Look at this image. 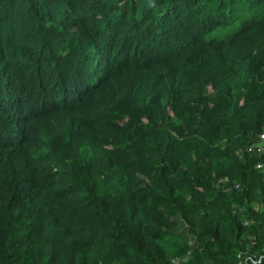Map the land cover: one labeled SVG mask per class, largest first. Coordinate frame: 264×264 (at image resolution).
I'll use <instances>...</instances> for the list:
<instances>
[{
	"label": "trees",
	"instance_id": "16d2710c",
	"mask_svg": "<svg viewBox=\"0 0 264 264\" xmlns=\"http://www.w3.org/2000/svg\"><path fill=\"white\" fill-rule=\"evenodd\" d=\"M9 1L32 16L30 33L44 42L33 47L30 36L17 40L16 34L2 30L10 26L12 31L17 18H0V264H53L46 233L65 229L75 248L67 264H173L186 253V264H264V212L250 207L256 200L264 204V183L259 186L253 175L255 158L233 168L241 185L234 190L241 194L223 197L210 186L196 157L187 163L180 158L175 139L153 142L152 151L159 158L153 169L157 189L181 212L198 242L192 250L173 234H146L138 202L122 183H116L117 168L107 154L105 177L79 178L68 168L43 170L51 144L36 125L61 112L67 114L69 124L77 122L82 103L121 70L142 72L159 65L203 69L264 22V0ZM49 34L59 37V47L78 38L85 48L58 53L54 44L46 42ZM219 74L233 106L242 95L264 104V79L244 61L222 56ZM233 120L223 118L227 126ZM248 121L254 133L262 131L264 110L257 108ZM33 124L36 134H31ZM245 127L241 122V138L234 140L231 135L228 147L212 156L214 171L220 159L234 158L236 148L247 147L254 139ZM130 135L139 138L135 130ZM130 148L133 151L134 145ZM214 150L210 147L206 153ZM91 154L90 159L96 158L95 152ZM180 176L202 188L221 215L207 211L190 216L175 204L169 180ZM227 199L235 207L226 209ZM81 205L89 209V216L73 219L69 211ZM245 215L257 217L260 224L245 228ZM249 232L254 234L251 245ZM118 252L129 255V261H122Z\"/></svg>",
	"mask_w": 264,
	"mask_h": 264
},
{
	"label": "rangeland",
	"instance_id": "374dc122",
	"mask_svg": "<svg viewBox=\"0 0 264 264\" xmlns=\"http://www.w3.org/2000/svg\"><path fill=\"white\" fill-rule=\"evenodd\" d=\"M14 17L17 18L16 27L11 31L12 27L2 26V30L5 28L6 32L16 34L17 40H21L22 36L23 39L30 36L33 47H41L44 41L34 31L30 33V28H34L32 16L20 4L0 0V18L12 20ZM19 28H22L21 31ZM46 38L48 45L54 44L58 53L64 48L79 51L85 48L84 41L78 38L68 41L70 44L63 43V48L58 46L61 43L59 37L49 34ZM222 56L244 61L246 67L264 79V22L201 70L186 65H159L142 72L121 70L113 75L107 85L82 103L77 122L69 124L67 114L62 112L38 120L36 125H39L51 144L49 154L43 159L42 169L55 171L68 168L75 171L79 178L105 177L106 165H109L107 154L117 168L114 176L116 183H122L138 202L146 234L149 237L155 232L173 234L182 238L190 249H197L198 242L188 230L181 212L165 192L157 189L159 183L153 169L159 158L152 148L155 140L163 143L167 137L175 139L180 158L187 163L196 157L215 192L223 197L233 192L235 196L241 194V191L234 190V186L241 185L235 180L233 168L237 164L254 162L243 153L246 144L235 149L234 158L220 159L217 171L212 169L211 159L217 151L228 147L231 135L234 140L241 138V122L245 123L249 138H256L261 131L254 133L248 119L257 108L264 110V104L259 98L249 102V97L245 95L240 97L236 106L230 103L219 74ZM243 114H246L244 118ZM228 116L234 120L227 126L223 118ZM30 130L31 134H36L37 128L33 124ZM132 130L139 135L138 141L131 137ZM130 145H134L133 151ZM210 147L216 149L211 155L206 153ZM92 151L97 156L90 159ZM87 155L89 159L84 161ZM248 172H251L250 169ZM263 172L253 173L259 186L264 183ZM168 189L175 204L182 207L187 215L207 211L221 215L205 191L185 176L170 179ZM232 202L227 199L225 208L235 207ZM250 207L256 213L264 212V204L260 200L251 202ZM88 210L81 205L72 208L69 214L73 219H80L89 216ZM243 210L241 207L238 212ZM259 224V219L254 216L249 218L247 215L243 221L245 228ZM65 230L46 233L45 242L53 264H67L75 252L74 246L66 239L69 235ZM247 238L251 245L254 234L247 233ZM117 256L122 261H129V255L124 252H118ZM188 257L187 253L183 254L173 264H186ZM36 261L40 262L39 258Z\"/></svg>",
	"mask_w": 264,
	"mask_h": 264
},
{
	"label": "built area",
	"instance_id": "2783aa9c",
	"mask_svg": "<svg viewBox=\"0 0 264 264\" xmlns=\"http://www.w3.org/2000/svg\"><path fill=\"white\" fill-rule=\"evenodd\" d=\"M243 153L245 156L256 159V162L254 164L255 170H257L258 172L264 171V129L259 134H257L254 141H252L244 149ZM263 182H264V175H263ZM237 188L238 185L234 186V189Z\"/></svg>",
	"mask_w": 264,
	"mask_h": 264
}]
</instances>
